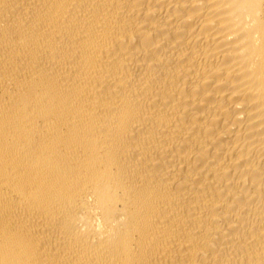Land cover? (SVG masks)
Instances as JSON below:
<instances>
[{"label": "bare ground", "instance_id": "obj_1", "mask_svg": "<svg viewBox=\"0 0 264 264\" xmlns=\"http://www.w3.org/2000/svg\"><path fill=\"white\" fill-rule=\"evenodd\" d=\"M0 264H264V0H0Z\"/></svg>", "mask_w": 264, "mask_h": 264}]
</instances>
